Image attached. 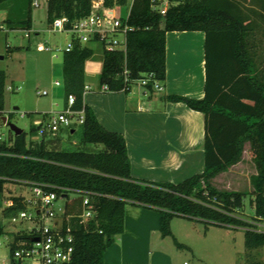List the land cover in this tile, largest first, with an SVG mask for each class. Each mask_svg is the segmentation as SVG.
<instances>
[{
	"label": "trees",
	"instance_id": "trees-1",
	"mask_svg": "<svg viewBox=\"0 0 264 264\" xmlns=\"http://www.w3.org/2000/svg\"><path fill=\"white\" fill-rule=\"evenodd\" d=\"M7 1L0 0V6ZM32 2L26 1L23 18L5 21L10 29L31 30ZM111 4L112 0H105V6ZM91 5L92 0H46L47 24L61 17L69 23L81 20L90 14ZM128 25L132 30L126 34L124 52L101 49L99 83L107 86L109 92H121L132 82L144 79H148L146 88L152 92L153 83L165 80L166 34H204V97H165L167 102L182 103L202 114L203 172L178 184L132 179L125 138L103 128L83 103L84 65L93 49L71 39L72 50L62 56L65 101L73 95V109L84 111V122L79 126L83 142L102 145L103 149L48 150L43 140L27 143L25 132L19 136L10 132L8 139L0 142V194L7 184L25 182L58 195L61 189L92 193L94 220H64V230L73 236L72 264H103L105 250L115 236L123 233L127 202L161 210L163 237L171 236L170 221L181 217L243 228L248 252L264 248V232H257L251 223L236 216L243 209L245 195L219 192L211 185L212 179L241 160L245 145L249 144L257 171L250 178L253 198L249 206L254 212L253 221L264 222V0H176L164 16L152 10L150 0H134ZM15 50L18 49L7 48L6 52ZM6 79L0 70V122L5 116ZM72 132L75 133L73 128ZM36 133L37 129L31 130L32 137ZM10 198L15 206L4 208V220L24 209L20 195ZM72 201L75 203L70 212L75 213L80 200ZM3 235L12 238L11 250L27 239L24 234H11L0 228V237ZM247 261L263 264L250 261L249 256Z\"/></svg>",
	"mask_w": 264,
	"mask_h": 264
},
{
	"label": "rangeland",
	"instance_id": "rangeland-1",
	"mask_svg": "<svg viewBox=\"0 0 264 264\" xmlns=\"http://www.w3.org/2000/svg\"><path fill=\"white\" fill-rule=\"evenodd\" d=\"M27 0H9L0 6V70L4 71L5 117L26 134V142L43 140L48 150L95 152L103 149L102 145L85 144L80 128L73 125L71 129H61L57 134L48 130V120L54 114L61 112L65 105L63 88L62 56L67 43L71 40L68 33L52 32L46 21V0H33L39 7H32V28L29 32L22 29H10L5 21H17L24 17ZM174 5L176 0H170ZM180 1V0H179ZM182 1V0H181ZM169 5V6H170ZM126 9H121L124 13ZM43 45L50 51H38ZM93 52L84 65L85 92L94 93L101 87L99 83L102 68V50L98 45L91 44ZM7 48L18 49L8 54ZM55 82L60 83L59 87ZM133 86H139L135 83ZM10 87V89H8ZM142 87V86H139ZM146 88V87H145ZM47 95L39 96L38 93ZM151 92V91H150ZM155 96H162L154 89ZM42 126L43 133L31 136V130ZM10 130L0 122V142L7 140ZM12 133V132H11ZM257 174L252 161L249 144L245 145L241 160L227 171L211 180V185L219 192H238L244 196L243 209L236 214L239 219L251 223L257 232H264V222L253 221V210L249 200L253 198V187L250 178ZM6 190L0 194V204L5 208V201L11 196L27 195L28 187L24 184H7ZM70 199L74 194H69ZM63 202H58L62 205ZM7 233H29L40 225L25 221L11 224L4 220L1 223ZM170 231L178 239V244L170 238L167 243L176 249L178 264H248L249 260L264 264V248L247 251L243 228L224 227L208 224L201 220L173 218L170 221ZM173 235V236H174ZM174 236V237H175ZM4 242V238H0ZM114 241V240H113ZM180 245V246H178ZM179 249V250H178ZM8 256L4 243L0 246V257Z\"/></svg>",
	"mask_w": 264,
	"mask_h": 264
},
{
	"label": "crops",
	"instance_id": "crops-1",
	"mask_svg": "<svg viewBox=\"0 0 264 264\" xmlns=\"http://www.w3.org/2000/svg\"><path fill=\"white\" fill-rule=\"evenodd\" d=\"M165 50L162 96L132 86L121 92H84L83 103L103 128L125 138L133 180L178 184L203 172L204 121L201 113L165 97H204V34L169 32ZM161 216V210L127 202L123 233L105 250L103 264H178V251L166 241L172 238L178 244V239L172 231L169 237L161 235Z\"/></svg>",
	"mask_w": 264,
	"mask_h": 264
},
{
	"label": "built area",
	"instance_id": "built-area-1",
	"mask_svg": "<svg viewBox=\"0 0 264 264\" xmlns=\"http://www.w3.org/2000/svg\"><path fill=\"white\" fill-rule=\"evenodd\" d=\"M123 1V5L120 4ZM134 0H112L111 6H105V0H92L90 14L75 22L69 23L65 17L56 18L50 24L52 32L68 33L71 39L82 46L91 44L98 45L107 52L125 51L126 34L132 30L128 25V17ZM151 8L161 16L166 14L170 5V0H150ZM32 7H39L37 1L32 2ZM121 9H126L120 13ZM73 48V42L70 40L63 52H69ZM38 51L50 50L43 45L38 46ZM126 77L127 73H123ZM127 82V78H125ZM146 87L148 79L132 82L123 91H129L135 84ZM59 87L60 83L55 82ZM10 89V87L8 88ZM87 89V87H85ZM161 90L159 83H153V90ZM100 91L109 92L107 86L100 87ZM39 96L47 95L46 92L38 93ZM75 98L68 95L64 108L51 116L48 120V130L57 134L61 129H71L73 125H82L84 122V111L73 109ZM40 125L37 130L40 135L43 128ZM1 140V138H0ZM28 187V194L20 196V204L23 210L17 212L6 221L16 224L29 221L40 225V228L33 229L24 234L27 239L18 243L16 248L11 250L9 246L12 238L3 235L4 242L0 241V246L4 243L8 256L0 257V264H72L73 255V236L64 230V220L71 217H78L84 223L94 220L96 210L91 202L92 193L82 190L61 189L58 195L55 192L44 191L42 186L34 183H22ZM74 194L73 199H79L80 205L71 213L70 208L74 206V201L70 199L69 194ZM58 202H63L58 205ZM15 206L14 201L8 198L5 201V208L10 209ZM0 237V238H1ZM37 239V241H34ZM187 264V263H184Z\"/></svg>",
	"mask_w": 264,
	"mask_h": 264
},
{
	"label": "water",
	"instance_id": "water-1",
	"mask_svg": "<svg viewBox=\"0 0 264 264\" xmlns=\"http://www.w3.org/2000/svg\"><path fill=\"white\" fill-rule=\"evenodd\" d=\"M0 59H2V57H0ZM2 124L4 126H7L9 128V130L15 135V136H19L22 134V130L20 128H18L17 126H15L14 124L10 123L7 120V117H3L1 120ZM73 133V132H72ZM34 241H37V239H34Z\"/></svg>",
	"mask_w": 264,
	"mask_h": 264
}]
</instances>
